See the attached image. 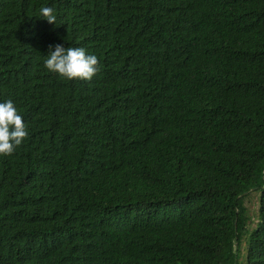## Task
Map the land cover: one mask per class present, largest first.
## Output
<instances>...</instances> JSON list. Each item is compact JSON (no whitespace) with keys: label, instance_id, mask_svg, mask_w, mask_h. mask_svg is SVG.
Wrapping results in <instances>:
<instances>
[{"label":"trees","instance_id":"obj_1","mask_svg":"<svg viewBox=\"0 0 264 264\" xmlns=\"http://www.w3.org/2000/svg\"><path fill=\"white\" fill-rule=\"evenodd\" d=\"M4 99L0 264H264V0H0Z\"/></svg>","mask_w":264,"mask_h":264},{"label":"clouds","instance_id":"obj_2","mask_svg":"<svg viewBox=\"0 0 264 264\" xmlns=\"http://www.w3.org/2000/svg\"><path fill=\"white\" fill-rule=\"evenodd\" d=\"M37 17L55 25L57 17L52 7L41 6ZM44 67L65 79L90 80L98 72V61L94 53L84 47L51 46L43 59ZM26 125L11 99L0 100V155H9L22 144L27 136Z\"/></svg>","mask_w":264,"mask_h":264}]
</instances>
